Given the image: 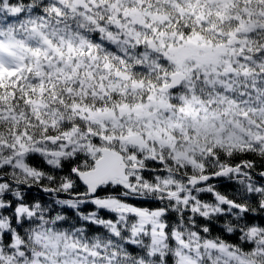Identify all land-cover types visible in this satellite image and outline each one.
I'll return each mask as SVG.
<instances>
[{
    "label": "snow or ice",
    "instance_id": "snow-or-ice-1",
    "mask_svg": "<svg viewBox=\"0 0 264 264\" xmlns=\"http://www.w3.org/2000/svg\"><path fill=\"white\" fill-rule=\"evenodd\" d=\"M0 264H264V0H0Z\"/></svg>",
    "mask_w": 264,
    "mask_h": 264
}]
</instances>
